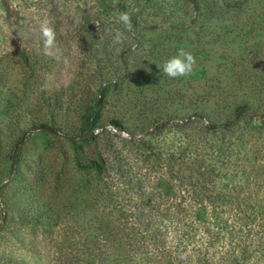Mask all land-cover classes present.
Here are the masks:
<instances>
[{"label":"rangeland","instance_id":"rangeland-1","mask_svg":"<svg viewBox=\"0 0 264 264\" xmlns=\"http://www.w3.org/2000/svg\"><path fill=\"white\" fill-rule=\"evenodd\" d=\"M6 1L12 16L0 0V219L6 216L0 224V264H91L100 258L93 256L98 249L89 238L95 219L87 207L89 175L77 166V159L88 161L91 148L76 154L61 137L35 132L8 179L9 154L22 131L41 122L71 130L83 113L98 109L102 138L122 145L133 174L164 196L167 205L161 209L168 212L185 186L171 177L166 160L156 159L138 143L124 145L122 132L138 133L145 122L177 123L199 114L221 126L241 100L252 101L251 114L264 115V0L234 1L227 10L218 0H151L140 17L133 16L132 2L123 11L131 16L130 32L118 22L123 12L106 0ZM205 8L211 11L205 13ZM45 20L56 33L51 54H45L39 31ZM118 28L126 40L113 46L107 30ZM180 48L195 56L196 65L190 76L171 79L158 66ZM107 85L99 104L101 87ZM112 119L122 121L120 132L113 130ZM191 124L206 125L199 118ZM261 125L247 116L232 130L190 136L201 137L194 146L198 155L175 166L187 174L209 164L220 173L212 191L197 192L184 203L196 211L197 224L208 222L218 233L215 248L207 249L213 260L208 264H229L228 253L250 245L237 216L251 210L253 201L236 204L231 186L241 179L233 180L231 174L239 167L247 171L251 184L245 188L242 183L238 195L262 201L264 153L257 152L264 146ZM188 130L168 129L153 142L160 147L185 145ZM212 141L227 152L233 148V159H243L239 166L211 148ZM171 182L174 197L164 194ZM171 247L177 259H185V251ZM251 263L264 264V251L253 255Z\"/></svg>","mask_w":264,"mask_h":264},{"label":"trees","instance_id":"trees-1","mask_svg":"<svg viewBox=\"0 0 264 264\" xmlns=\"http://www.w3.org/2000/svg\"><path fill=\"white\" fill-rule=\"evenodd\" d=\"M2 1L7 4V12L9 16H12V9L8 6V2ZM234 1L243 3L245 0H218L219 7L227 10V8L235 6L232 4ZM106 2L114 10L122 12L128 11L131 7L130 3L133 2V16L140 17L146 4L150 3L151 0H106ZM203 11L206 13V11L210 12L211 10L205 8ZM152 28H156V26H152ZM108 87V85L101 87L102 94L100 93L98 99L99 104L105 95L103 90ZM251 109L252 101L241 100L236 102L234 115L221 126L214 122L210 123L203 115L199 114L198 117L196 115L190 116L184 123H172L169 119L145 122L141 125L138 133H128L129 137H127V143L124 145L138 143L143 148H147V151L156 159L163 158L166 160L171 177H175L180 181V184L185 186L184 191L179 195L176 206L168 212L161 209L162 205H167V200L164 201L163 199L164 196L149 187L145 179L140 178L136 173L133 174L128 152L124 151L122 145L109 138H102L103 135L98 130L97 124L98 109L94 110V108L83 113L79 125L71 130L49 122H41L22 131L9 154L11 167L8 179L16 172L22 160L23 147L29 136L35 132L61 137L72 146L76 154L80 152L81 148L90 147L92 155L88 161L84 162L77 159V166L79 170L89 175L86 181V188L89 193L87 207L93 217L95 216V219L90 221L93 233H90L89 238L92 241V246L98 249V253L92 250L93 256L96 258L97 255H100V258L94 259L91 264H208V261L213 260L210 258L207 249L215 248L218 242V233L215 226L208 222L204 225L197 224L196 211L185 207L184 203L187 202V199H192L191 197H194L197 192L205 194L206 190L212 191V185L220 177V173L210 167L209 164L199 171L190 170L187 174L178 168L175 169V166L184 164L191 159L192 155H198L194 146L197 147L201 144V137L196 140L190 138L197 133L215 135L218 129L222 132L232 130L247 116L252 117V121L259 120L262 124L260 129H264V115L251 114ZM196 118H199L206 125H187ZM111 122L118 130L124 128L119 119H112ZM171 128L174 131L190 129L186 136L187 143L185 145L181 142H172L168 145L164 143L160 147L153 142L156 137L165 134ZM209 146L220 154H226L227 159L232 157V162L236 164L234 166H239V161L243 160L241 158L233 159L235 153L231 147L228 148L229 152H227L228 150L216 144V141H212ZM257 150L259 154L264 153V146ZM236 160L237 162H235ZM239 168L231 174V178L235 180L239 177L241 180L232 181L231 188L237 194L234 196L236 204L245 205V203L253 201L252 206H250L251 210L240 211L242 215L237 216L239 225L246 229L245 238L249 239L250 245H246L237 253H228L227 261L229 264H249L253 255L256 256L264 251V230L261 227L264 222V198H261L262 201H260L257 199L258 197L251 199L238 195L244 187L246 188L247 185L251 184L247 181L250 180L247 179V171ZM242 183H244V187L241 185ZM164 194L175 196L172 182L170 185L167 183V191ZM260 202L263 203L261 206ZM3 218L6 220V216ZM3 218L0 219V224H4ZM171 246L185 251V259H177L178 256L174 255L176 249ZM187 250L190 252L188 253ZM99 260L100 262H98Z\"/></svg>","mask_w":264,"mask_h":264},{"label":"clouds","instance_id":"clouds-1","mask_svg":"<svg viewBox=\"0 0 264 264\" xmlns=\"http://www.w3.org/2000/svg\"><path fill=\"white\" fill-rule=\"evenodd\" d=\"M118 22L124 26V29L128 32L132 31L133 25L131 16L127 12L120 13ZM39 31L43 40V47L45 54H51L50 50L55 48L56 33L53 27L48 21H42L39 26ZM111 36L112 45H121L125 42V32L121 29H115L114 31L107 30ZM196 58L190 52L184 48H180L176 55L168 58L162 66H158L161 72L171 79L190 76L195 68Z\"/></svg>","mask_w":264,"mask_h":264},{"label":"built area","instance_id":"built-area-1","mask_svg":"<svg viewBox=\"0 0 264 264\" xmlns=\"http://www.w3.org/2000/svg\"><path fill=\"white\" fill-rule=\"evenodd\" d=\"M194 118V117H192ZM188 119H179L178 123H184L186 122ZM207 122V121H206ZM113 130L116 132H120L116 127H113ZM124 136L129 137V134L126 132H122Z\"/></svg>","mask_w":264,"mask_h":264}]
</instances>
